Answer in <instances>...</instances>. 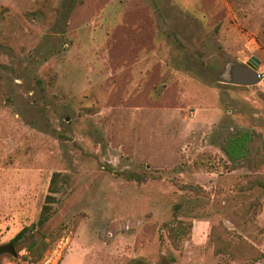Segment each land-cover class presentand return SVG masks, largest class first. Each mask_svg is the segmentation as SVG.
I'll return each mask as SVG.
<instances>
[{"label": "rangeland", "instance_id": "obj_1", "mask_svg": "<svg viewBox=\"0 0 264 264\" xmlns=\"http://www.w3.org/2000/svg\"><path fill=\"white\" fill-rule=\"evenodd\" d=\"M252 57L259 84H229ZM256 179L264 0H0V264H264Z\"/></svg>", "mask_w": 264, "mask_h": 264}, {"label": "trees", "instance_id": "obj_2", "mask_svg": "<svg viewBox=\"0 0 264 264\" xmlns=\"http://www.w3.org/2000/svg\"><path fill=\"white\" fill-rule=\"evenodd\" d=\"M245 145H246V135L238 136L229 140L228 144L224 146V150L231 157L234 162L241 161L246 159L245 156ZM138 178L139 181H144L145 176H141L139 174H135L133 178ZM66 181L65 175L62 172H55L52 176L49 193L45 199V203L42 208V212L40 215L39 225H44L48 222L52 217V211L54 204L57 202V195L60 192L61 183ZM254 184L260 185L264 187V179H256L252 182ZM254 188V187H253ZM193 224L191 222H178V226H175L171 229V233L169 237L172 239L175 246L180 242L183 235H189L191 233V229ZM28 228L22 229L14 238L13 242L17 243L27 232ZM178 247V246H177ZM49 248V244L47 241L34 242L29 246V252L31 254V259L33 262H37L44 255L45 251ZM223 251V250H222ZM234 257H238V254L233 252Z\"/></svg>", "mask_w": 264, "mask_h": 264}, {"label": "water", "instance_id": "obj_3", "mask_svg": "<svg viewBox=\"0 0 264 264\" xmlns=\"http://www.w3.org/2000/svg\"><path fill=\"white\" fill-rule=\"evenodd\" d=\"M261 61L252 57L246 65H234L232 66L230 73L231 79L228 81L231 85L251 87L256 86L260 82V74L258 68ZM11 252L14 256H17L14 244L9 245ZM5 247H0V252L4 251Z\"/></svg>", "mask_w": 264, "mask_h": 264}, {"label": "flooded vegetation", "instance_id": "obj_4", "mask_svg": "<svg viewBox=\"0 0 264 264\" xmlns=\"http://www.w3.org/2000/svg\"><path fill=\"white\" fill-rule=\"evenodd\" d=\"M9 245H11V244H9ZM9 245H7L6 247H5V249H7V250H10L11 251V249H10V247H9Z\"/></svg>", "mask_w": 264, "mask_h": 264}]
</instances>
